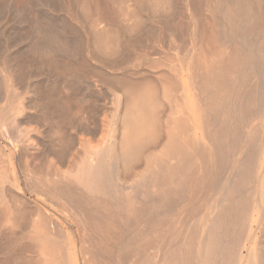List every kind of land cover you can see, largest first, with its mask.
<instances>
[{
  "label": "bare ground",
  "instance_id": "bare-ground-1",
  "mask_svg": "<svg viewBox=\"0 0 264 264\" xmlns=\"http://www.w3.org/2000/svg\"><path fill=\"white\" fill-rule=\"evenodd\" d=\"M127 1L131 4L123 6ZM130 1L119 0L122 6L117 8H127L120 17L133 30L139 21L128 14L138 1ZM86 2L82 5L96 9L92 6L96 2ZM54 4L53 10L58 9ZM149 4L148 9L156 7L158 0ZM185 4L184 26L180 23L175 30L161 26L165 32L160 34L167 33L170 40L167 49L163 33L156 44L147 43L142 56L136 50L121 51L122 27L112 25L119 9L110 17L104 14L107 6L102 16L109 22L102 20L108 24L103 31L88 33V27L80 35L77 25L72 29L66 22H53L26 5L27 13L18 15L24 23L18 42L11 43L13 37L1 33L3 264H264V0H185ZM50 5L42 3L52 10ZM144 5L139 6L141 11ZM67 8L71 14L73 7ZM122 17L118 23L125 25ZM82 49L87 59L98 51L107 60L93 63L103 69L106 63L117 74L109 71V77H100L102 69L97 73L91 63L94 70L86 71L80 60ZM171 50L175 56L167 59ZM19 59L26 66L38 65L51 99L62 89L71 101L82 87L90 89L91 76L112 94L113 115L99 151L90 150L98 125L75 124L71 116L65 117L68 107L63 100L54 110H64L57 115L68 121L69 139L56 145L54 162L44 163L53 154L52 146L35 135L39 132L35 128L26 127L35 116L31 111L40 113L44 95L31 83L32 74L26 75V82ZM20 84L30 88V98L27 89L17 92ZM51 168L55 179L44 178L41 171ZM61 168L66 171L60 172ZM26 189L42 202H31Z\"/></svg>",
  "mask_w": 264,
  "mask_h": 264
},
{
  "label": "rangeland",
  "instance_id": "rangeland-1",
  "mask_svg": "<svg viewBox=\"0 0 264 264\" xmlns=\"http://www.w3.org/2000/svg\"><path fill=\"white\" fill-rule=\"evenodd\" d=\"M5 1L7 2V3H5ZM34 1V2H33ZM36 1H37V4H36ZM46 0H43L42 1V3L43 4H48V2H49V4H51L50 6H48L49 7V9L53 6V3H57V6H58V9H54V10H56L55 12H54V10H53V7L51 8L52 10H48V8L46 7H43L42 6V3L40 4L41 5V7L39 6V3L38 2H40V0L38 1V0H3V2H0V36L2 35V34H5L6 36L8 35V37L10 36V39H11V43H16V42H18L17 41V38L18 37H20V35H22L21 33L23 32V25H24V23H22L23 21L22 20H20L19 19V14H22V13H27V11L28 10H26L27 9V6L28 5H33L32 6V12H34V13H36V12H38L39 10V14L41 15V13H42V16H46V17H49L53 22H58V21H63V22H66L67 23V26L69 25L72 29H75L74 27L76 26V30H78L77 28H79V30H78V32H79V34L80 35H82V34H84V32H82V31H85L86 29L88 30V27H89V30H88V33H89V31L92 33L93 31L94 32H99L100 30L101 31H103V29H106V26H108V24L107 25H105V22H107V20H109L108 18H103V17H105V16H102L103 15V12H104V9L103 8H105L106 6L108 7H106V9H105V12H104V14L106 13V15L107 14H110V17H111V12H112V14L113 13H115L116 11V9H119V10H117V13H116V19H118L117 21H115L114 20V22L112 23V25L113 26H115L116 27V24H117V27H122V28H120V32H119V35H121L120 36V39H122L123 38V40L122 41H119L120 43V49H121V51L123 52V53H125V51L126 52H130L131 53V51L133 52V51H135L136 50V53L137 54H139V56H142L144 53V47L147 45V43H149L150 41L152 42V43H155V42H157V38H159L160 37V35H163V33L165 32V28H170V29H172V27H173V29L174 28H178L179 27V24L181 23L182 24V26H184L185 25V22H186V12L184 11L185 9V0H170V2L169 1H167V0H165L166 1V3H165V5L167 4V2H168V4L169 5H166L167 7H164L165 5H163L162 6V4H164V0H163V3H162V1H160V0H158V4H157V6L156 7H154V5L151 7L152 8V10H151V8L149 7V9H148V7L147 6H151L152 4H149L151 1L150 0H137L138 2H136V3H134V5H135V9H136V7H137V5H138V7L140 6V7H143V5H144V3L146 2V4L148 3V5L146 6V4L144 5V8H142V10H146V12L144 13V11H141V9H140V7L137 9V10H139L138 12H140L141 11V14L139 13V15H141V16H137L138 15V12L135 10V9H132L133 10V12H129V14H128V16H129V18L132 20V21H134V22H136V21H139L138 23L136 22V28H134L133 30L132 29H130V30H132L131 32H136L135 34L134 33H131L130 32V30L128 29V27H131L132 25H131V20H130V23H129V25H131V26H128V25H126V24H128L127 22H126V20H125V18H123L124 16L122 15V13H124V14H126V12H127V8H126V10H125V8L124 7H120V8H117L118 7V5L119 6H122L121 4H120V2H119V0H118V2H116L115 4H113L112 2H110V0H103V1H101V0H99L100 2H98L97 0L96 1H89V0H74V2L72 1V0H52L51 1V3H50V1H46ZM59 1H62V2H59ZM82 1H88V2H86V3H89V4H91V3H93V2H96V4H92V6L93 5H96L95 7H96V9L97 10H99L98 8H100V9H103V10H101L102 12H100V10L99 11H97L96 9H94V6L93 7H91L90 5H86V6H88L89 8H91L93 11L95 10V13L93 12V11H90L91 9H89L88 7H85L84 5L85 4H83L82 5ZM107 1V2H106ZM125 1V0H124ZM136 0H134L133 2H135ZM144 1V2H143ZM29 2H31V3H29ZM53 2V3H52ZM101 2H103V3H101ZM104 2H106V5L104 6L103 4H105ZM121 2H122V0H121ZM130 2H132V0L130 1ZM174 2V3H173ZM3 5H2V4ZM35 3V4H34ZM60 3V4H59ZM62 3V4H61ZM99 3V4H98ZM100 3H101V5L103 6V7H101V5H100ZM108 3V4H107ZM110 3H112V4H110ZM174 5H173V4ZM54 4V5H55ZM59 4V5H58ZM73 4H74V6H73ZM117 4V6H115ZM123 4V6L125 5V4H131V3H129V1H127L126 3L125 2H123L122 3ZM27 5V6H26ZM76 5V6H75ZM100 5V6H99ZM183 5V6H182ZM56 6V5H55ZM65 8H64V7ZM70 6V8H72L73 7V11L72 10H70V8H69V10H70V13L72 14V12H75L74 14H75V16L76 15H79V16H81L82 18H80V17H78V16H76L78 19L80 18V20H82V22L83 23H81V21H79L75 16H74V18H72L73 17V15H71V14H69V11H68V13H67V7H69ZM82 6H83V9H82ZM161 6L162 7H164V8H162L161 9ZM174 6V7H173ZM34 7V8H33ZM62 8L63 10H61L60 8ZM85 7V8H84ZM127 7V6H126ZM170 7V8H169ZM133 8V7H132ZM25 9V10H24ZM37 9V10H36ZM39 9V10H38ZM42 9V10H41ZM44 9V10H43ZM82 9V10H81ZM86 9V10H85ZM107 9L110 11V13H108L107 12ZM161 9V10H160ZM174 9V10H173ZM30 10V11H31ZM34 10V11H33ZM76 10V11H75ZM121 10V11H120ZM19 11V12H18ZM82 11V12H81ZM85 11V12H84ZM119 11H120V13H119ZM124 11V12H123ZM160 11H162V12H160ZM16 12V13H15ZM41 12V13H40ZM49 12V13H48ZM79 12V13H78ZM86 12H87V14H86ZM91 12V13H90ZM122 12V13H121ZM136 12H137V14H136ZM156 12V13H155ZM159 12H160V14H159ZM165 12V13H164ZM169 12V13H168ZM10 13V14H9ZM18 13V14H17ZM76 13H78V14H76ZM101 13V14H100ZM143 13V14H142ZM163 13V14H162ZM4 14V15H3ZM46 14V15H45ZM48 14V15H47ZM69 14V15H68ZM91 14V15H90ZM120 14L123 16H121L122 17V19H123V22H125L124 24L126 25H123V23L121 22V24H119L118 23V21H121V20H119V18L121 19V17H120ZM144 14H145V16L147 15V19H148V22L147 23H144V22H146V18H144ZM55 15V16H54ZM86 15H87V17H86ZM101 17L99 20H98V17L99 16ZM142 15H143V18L144 19H140L139 17H142ZM154 15H159L158 17H153ZM17 16V17H16ZM71 16V17H70ZM85 16V17H84ZM65 17V18H64ZM149 17V18H148ZM162 17V18H161ZM103 18V19H102ZM75 21H74V20ZM96 19L98 20V22H96ZM136 19H138V20H136ZM153 19H154V21H153ZM157 19V20H156ZM160 19V20H159ZM77 20H78V22H77ZM84 20H85V22H84ZM102 20H106L105 22L104 21H102ZM125 20V21H124ZM142 20H145V21H143L142 22ZM74 21V22H73ZM151 21H153V22H155V23H153V22H151ZM156 21H159V22H156ZM166 21V22H165ZM71 22V23H70ZM109 22V21H108ZM107 22V23H108ZM81 23V24H80ZM93 23L94 25H91V24ZM162 23H163V25H162ZM172 23V24H171ZM80 24V25H79ZM146 24V25H145ZM166 25H167V27H166ZM176 25V26H175ZM79 26H82V27H84V26H87V27H85V28H83L82 29V27H79ZM92 26V27H91ZM112 26V29L113 28H115V27H113ZM125 26V27H124ZM159 26V27H158ZM161 26H163V28L161 27ZM178 26V27H177ZM18 27V28H17ZM90 27H91V29L92 30H90ZM117 27H116V29H117ZM127 27V28H126ZM161 27V28H160ZM118 28V29H119ZM126 28V29H125ZM123 29V30H122ZM159 29H162V30H159ZM172 29V30H173ZM159 30V31H158ZM164 30V32H162V34H160L161 32L160 31H163ZM175 30V29H174ZM122 31V32H121ZM82 32V33H81ZM157 32V33H156ZM2 33V34H1ZM123 33V34H122ZM149 33L150 34H153L154 33V37H149V38H147V36L149 35ZM20 34V35H19ZM167 33H164V36L166 35ZM14 35V36H13ZM18 35V36H17ZM156 35H157V37H156ZM159 35V36H158ZM22 37V36H21ZM67 37H69V39L71 38H73V36L71 35V34H67ZM161 37H163V36H161ZM168 37V36H167ZM166 36L164 37V38H162V42L164 41L165 43H164V49L167 47V46H169V44H168V42L170 41V40H168V38H167ZM15 39V41H13ZM134 39V40H133ZM150 39V40H149ZM156 39V40H155ZM123 41H124V43H123ZM173 41V40H172ZM128 42V43H127ZM160 42V41H159ZM174 43H175V39H174V41H173ZM170 43V42H169ZM156 44V43H155ZM157 44H159V43H157ZM1 45V44H0ZM172 47V46H171ZM134 48H136V49H133ZM131 49V50H130ZM167 49V48H166ZM22 50H25L24 49V47L22 46ZM128 50V51H127ZM143 50V51H142ZM17 50H14L13 52H9V54L8 55H14V53L16 52ZM95 50H93V52H94ZM172 51V50H171ZM96 52V51H95ZM97 53H98V55H97ZM97 53L96 54H94V56L96 57V56H100V58H96V59H94L95 57H93L92 59L90 58V59H87V57H85V53H84V51H83V49L81 50V52H80V60H81V62L83 61V63H82V65L84 66V69H86V68H88V70L86 69V71H90L89 69H92L93 67H95V70H96V67H97V73L99 72V70L100 69H102L101 70V72L102 73H99V76L100 77H105V78H107V77H109L110 75H115V74H117L116 72H114V71H112L114 74H112V73H110L111 71H110V68L109 67H107L108 66V64L106 65V63H104L105 64V68L103 69V67H101L97 62V64L96 63H93L94 62V60L95 61H97V59H102L103 57H101V55L99 54V52L97 51ZM171 53V54H170ZM168 55H166L167 56V59H168V57L170 56V59H171V57L173 58L174 56H175V52H174V50L172 51V52H170ZM121 57V56H120ZM17 59H18V57H17ZM87 61H86V60ZM104 60H107L106 58H103ZM21 60V61H20ZM91 60V61H90ZM108 60H109V58H108ZM18 61H20V68L21 69H24L23 70V75L22 76H25L24 77V79L26 80V75L27 74H32L31 76H33L32 77V81H31V83H33L34 82V84H35V86L37 87V85H38V89L40 90V94L42 93L44 96H42L43 97V99H41L42 101L44 100V99H46L45 101L47 102H45V101H43V103H41L42 101H40V104H44L43 106L45 107H43V106H41L40 105V108H42V109H40V113L38 114V112L36 111V110H33V111H31V113H33L35 116H36V118H34L33 116H32V118H31V120H30V122L28 123V125H26V127L28 126V127H30V128H32V129H34L35 131H39L38 133H36L35 132V135H39L40 136V138L41 139H43V141L45 140V138H46V143L49 145V146H52V148H51V153H53V154H51V155H49V157H48V160H46V162L44 161V163L46 164V165H48V162L49 161H52V162H54L56 159H55V157H56V155H57V148L58 147H56V145H58L59 144V141L61 142V140H62V142H61V144H66L67 143V141H68V139H69V134H70V131H71V128L67 125L68 123V121L66 122V120H65V118H63L64 116L66 117V116H71V120L75 123V124H78V123H81V124H92V123H95V124H97L98 125V128H99V131L97 132V134H96V136L94 137V139L93 138H91L92 140V142H91V151H99V149L100 148H102L103 146H104V143L106 142V139H107V136H106V134H107V131H106V128H108L109 127V123H108V121L109 122H111V117H112V113H113V111L112 110H114V106H113V97H112V94H110V93H108V92H105V88L103 87V85H101V84H99L98 82L99 81H97L98 79H97V77H92L91 76V78H89V87L88 88H90L89 90L87 89V87H82L81 89H79L76 93H74L75 95H72V99H71V101L69 100V102H68V100L67 99H65L66 98V96L64 95L65 93H63V92H61V90L62 89H58V90H56V92L53 94V96H52V98L53 99H51L50 98V94H48L49 92H47V90H49V91H51V89H49V86H48V83L45 81V79H43L42 77L44 76L41 72V70H39L38 68H36V66H38L37 64H29V63H27V66L26 65H24V63L22 62L23 60L22 59H19ZM84 61H86V64H84ZM103 61V60H102ZM94 64L93 65V67H92V65L91 64ZM24 65V66H22V65ZM125 64H128V63H125ZM35 65V66H34ZM87 65V66H86ZM98 65L100 66V68H98ZM24 67V68H22V67ZM31 66V67H30ZM109 68V69H108ZM28 69V70H27ZM34 69V70H33ZM35 70H38V71H40V74H39V72L38 71H35ZM93 70H94V68H93ZM104 70H105V73H104ZM26 71V72H25ZM108 71V72H107ZM110 71V72H109ZM38 72V73H37ZM120 72V71H119ZM91 73V72H90ZM107 73V74H106ZM109 73H110V75H109ZM104 75H106V76H104ZM108 75V76H107ZM37 79H38V81H37ZM110 79V78H109ZM25 80H24V82H25ZM41 80V81H40ZM26 82H27V80H26ZM93 82V83H92ZM26 84V83H25ZM21 86H22V88H21ZM24 86L26 87L25 89H24ZM104 88V89H103ZM15 89L17 90V92H20V91H24V90H26L27 91V96L30 98V96L28 95L29 94V87L27 88V86L26 85H24V84H20V85H17L16 87H15ZM21 89V90H20ZM94 89V90H93ZM20 90V91H19ZM46 90V91H45ZM58 92V93H57ZM61 94H60V93ZM46 95H45V94ZM47 94H48V96H47ZM58 95V98L56 97L57 95ZM64 95V96H63ZM45 96H46V98H45ZM55 96V97H54ZM85 96V97H84ZM47 97L48 98H50V100H54L55 102H51L49 99H47ZM62 98V100H61V98ZM84 99H83V98ZM81 98V99H80ZM58 99V100H57ZM74 99V100H73ZM78 99V100H77ZM48 100V101H47ZM63 100H65L66 101V103H67V105L65 104V107L67 108V111L65 110V112H64V110L63 111H60L59 113H62V112H64V113H66V114H64V116H62V114H61V116L60 115H57V111H55V110H59V105L63 102V103H65ZM48 102H51L50 104L51 105H53V106H51V107H48V106H50V104L49 105H47V106H45L46 104H48ZM91 102V103H90ZM3 104H6V101H4L3 100V102H2ZM53 103V104H52ZM89 103V104H88ZM55 106V107H54ZM59 106V107H58ZM111 106H112V108H111ZM46 107H48V108H46ZM53 108V109H52ZM54 108H55V110H54ZM46 109V110H45ZM48 109V110H47ZM30 109H28V111H29ZM32 110V109H31ZM36 111V112H35ZM48 111V112H47ZM51 111H53V113L51 112ZM54 111H55V113H54ZM68 111H69V113H68ZM30 112V111H29ZM41 112L43 113L42 114V116H45L44 118L42 117L41 118V116H39L40 114H41ZM49 113V114H48ZM52 113V114H51ZM58 113V114H59ZM110 113V114H109ZM32 114V115H33ZM45 114V115H44ZM70 114V115H69ZM75 114V115H74ZM50 115H54V118L53 117H51ZM61 117L62 119H64L63 121L64 122H62V120L59 118L58 119V117ZM111 116V117H110ZM53 119H51V118ZM48 118H50L51 120H49ZM57 118V119H56ZM70 118V117H69ZM34 119V120H33ZM45 119V120H44ZM48 119V120H47ZM55 119V120H54ZM74 119H75V121H74ZM77 119V120H76ZM32 121V122H31ZM61 121V122H60ZM94 121V122H93ZM87 122V123H86ZM97 122V123H96ZM35 123V124H34ZM37 123V124H36ZM65 123H66V125H65ZM55 124V125H54ZM62 125V126H61ZM51 126V127H50ZM65 127V128H64ZM62 129V130H61ZM43 130V131H42ZM37 135V136H38ZM57 135V136H56ZM60 135V136H59ZM102 135V136H101ZM38 136V137H39ZM60 137V138H59ZM58 139H60V140H58ZM64 139V140H63ZM67 139V140H66ZM101 139V140H100ZM51 140V141H50ZM44 141V142H45ZM65 141V142H64ZM100 141V142H99ZM49 142V143H48ZM52 143V145H50L51 143ZM57 142V143H56ZM56 143V144H55ZM61 144L59 145V146H61ZM54 146H55V148H54ZM39 148H41V146H39ZM55 149V150H54ZM52 150H54V151H52ZM56 153V154H55ZM92 157V156H91ZM93 158V157H92ZM59 171L61 172H65L66 170H65V168H61V169H59ZM42 176L44 175L45 177L44 178H48V179H50V177L49 176H52V177H54V178H52L51 177V179H55V175L53 174L54 173V170L51 168V169H43L42 171ZM46 173V174H45ZM40 174H38L37 176H39ZM47 175V176H46ZM42 176H40V177H42ZM26 197L29 199V200H31V202H35V203H38L39 204V202H42V200H43V198L41 197H39V195H37L35 192H33V191H31V190H27L26 189ZM38 199V200H37ZM40 199H42V200H40ZM47 203V202H46ZM24 255H26V253H24ZM33 256H34V254H33ZM2 257H1V255H0V264H3V262L1 261L2 259H1ZM10 264V263H9ZM12 264V263H11ZM14 264V263H13ZM15 264H17L16 262H15ZM22 264V263H21Z\"/></svg>",
  "mask_w": 264,
  "mask_h": 264
}]
</instances>
